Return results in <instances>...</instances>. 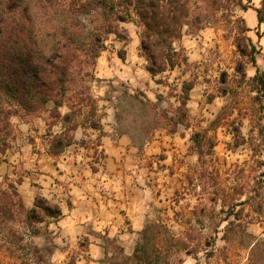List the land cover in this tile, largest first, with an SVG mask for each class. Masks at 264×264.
<instances>
[{"label":"rangeland","instance_id":"rangeland-1","mask_svg":"<svg viewBox=\"0 0 264 264\" xmlns=\"http://www.w3.org/2000/svg\"><path fill=\"white\" fill-rule=\"evenodd\" d=\"M259 4L191 0L172 42L177 62L155 74L132 14L94 60L80 55L58 113L52 102L1 113L0 264H124L145 227L168 264H264ZM239 36L258 48L254 63ZM83 86L92 107L68 100ZM66 129L70 143L51 150ZM38 197L59 215L27 217ZM171 236L189 252L168 246Z\"/></svg>","mask_w":264,"mask_h":264},{"label":"trees","instance_id":"trees-1","mask_svg":"<svg viewBox=\"0 0 264 264\" xmlns=\"http://www.w3.org/2000/svg\"><path fill=\"white\" fill-rule=\"evenodd\" d=\"M190 1L0 0V116L4 115L6 121L20 109L28 114L48 102L53 103V111L58 113L63 95L71 93L74 68L80 55L94 60L105 45V35L117 33L119 22L126 21L132 14L141 27L140 49L148 70L155 74L166 66H173L177 61L172 42L180 36L187 22ZM255 10L256 34L264 39V0H260ZM87 15L94 17V25L87 24ZM239 29L241 33L248 30L242 20ZM235 42L238 51L254 63L258 51L255 44L244 36H239ZM239 68L244 73L242 63ZM252 80L264 100V67L256 69ZM80 88L70 94L68 100L92 107L94 101L90 93L86 87ZM12 102L17 107H12ZM68 131L55 137L51 150H60L70 143L72 136ZM263 206L264 201H259L257 210L264 212ZM59 213L56 205L38 197L27 217L41 220L44 215L57 217ZM149 231V227L144 228L142 239L124 258V264H168L159 259ZM210 236H206L207 244L215 240V236ZM168 239L172 242L168 246L189 252L185 240L172 236Z\"/></svg>","mask_w":264,"mask_h":264}]
</instances>
